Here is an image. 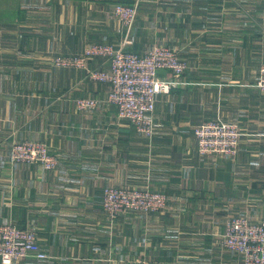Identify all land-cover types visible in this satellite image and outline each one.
Instances as JSON below:
<instances>
[{"label": "crops", "instance_id": "1", "mask_svg": "<svg viewBox=\"0 0 264 264\" xmlns=\"http://www.w3.org/2000/svg\"><path fill=\"white\" fill-rule=\"evenodd\" d=\"M118 3L138 5L128 51L164 43L189 64L157 97L152 138L104 102L109 83L48 62L117 45ZM263 63L264 0H0V224L33 229L48 255L13 264H244L221 239L232 217L264 218ZM95 66L109 69L105 58ZM84 96L103 103L79 110ZM213 118L240 126L237 153L199 154L194 128ZM16 140L45 143L57 168L14 162ZM108 186L164 192L167 206L113 218Z\"/></svg>", "mask_w": 264, "mask_h": 264}, {"label": "built area", "instance_id": "2", "mask_svg": "<svg viewBox=\"0 0 264 264\" xmlns=\"http://www.w3.org/2000/svg\"><path fill=\"white\" fill-rule=\"evenodd\" d=\"M115 14L127 27V33L120 45L95 44L87 57L65 61L67 65L74 60L83 59L81 67H89L90 56L105 57L109 69H93L90 79L110 85L104 100L117 108L118 118L135 126L147 138L155 133L154 111L157 97L169 93L182 83L189 66L175 49L158 44L147 53L128 51L133 44L132 31L138 15V7L133 4L118 3ZM59 61V60H58ZM168 71L172 77L162 79L159 71ZM259 86L264 89V65L260 69ZM103 103L92 97L81 98L76 106L81 110H95ZM239 133L236 124L225 122L222 118L205 121L195 129L198 152L201 155H232L239 147ZM12 160L16 162H39L48 170L56 169L58 159L48 146L40 141H23L13 144ZM167 197L159 192L140 188L108 186L103 191L102 206L111 217L129 210L157 213L167 206ZM221 244L227 250L239 254L244 264H264V218L252 221L248 217L235 216L227 220ZM30 255L45 259L48 255L41 249L37 234L33 229L21 228L14 224H0V259L4 264H13Z\"/></svg>", "mask_w": 264, "mask_h": 264}, {"label": "rangeland", "instance_id": "3", "mask_svg": "<svg viewBox=\"0 0 264 264\" xmlns=\"http://www.w3.org/2000/svg\"><path fill=\"white\" fill-rule=\"evenodd\" d=\"M133 5H137V4H133ZM137 7H138V5H137ZM116 15V14H115ZM116 17L118 18V20H120L119 19V17L116 15ZM137 17H138V15H137ZM121 21V20H120ZM136 21H137V19H136ZM122 22V21H121ZM135 24H136V22H135ZM123 27H124V30H125V32L127 33V27L123 24ZM124 35H125V33H124ZM124 37V36H123ZM120 43H121V41H119V43L117 44V46L118 45H120ZM95 44H104V43H95ZM95 44H91V45H88V46H86L85 48H84V50H83V52H81L80 54H63V53H57V54H55L54 56H51V58H50V60L48 61L49 63H50V65L53 67V68H57V69H63V71H66V70H85L86 71V78L87 79H89V80H91L90 79V77L89 76H91V74H90V72L93 70V69H104V68H101V67H98V66H95V67H90V64H91V61L94 59V58H105V57H102V56H90V60H89V67H87V66H84V67H81L80 65H79V63L80 62H82L83 61V59H79V60H74V64H72V65H67L66 63H65V61L66 60H68V59H73V58H83V57H87V55H88V52L90 51L91 52V48L93 47V45H95ZM105 44H107V43H105ZM159 44H163L164 46L166 45V44H164V43H159ZM115 45V44H114ZM157 44H155L154 46H156ZM167 47H170V46H168V45H166ZM170 48H172V47H170ZM179 48L180 47H173L172 49H175L178 53H180L179 51ZM179 56H181V54H179ZM106 59V58H105ZM59 60V61H58ZM187 61V60H186ZM189 65V64H188ZM264 65V63L263 64H261L260 65V67H259V70H258V76H257V82L254 84L259 90H261L262 92H264V89H262L258 84H259V80H260V77H261V73H260V69H261V67ZM92 81H94V80H92ZM95 82H97V81H95ZM88 96H84V97H79V98H77V100H76V103H77V101L78 100H80L81 98H87ZM79 109V108H78ZM79 110H81V109H79ZM83 111V110H82ZM208 120H210V119H208ZM208 120H204V121H202L200 124H198L197 126H195V128H194V135H195V129L199 126V125H202L205 121H208ZM225 122H227V123H231V124H235V123H232V122H228V121H226V120H224ZM237 125V130H238V133H239V144H240V141H241V137H242V135H243V132H242V129L240 128V126L238 125V124H236ZM24 141H29V140H24ZM34 141H36V140H34ZM18 142H23V141H21V140H16V141H14L13 143H12V146H13V144H15V143H18ZM197 146H198V143H197ZM239 148V147H238ZM238 148H237V151H238ZM237 151H236V153H237ZM200 154V153H199ZM14 162H16V161H14ZM16 163H23V164H34V163H38V164H40L39 162H33V163H26V162H16ZM43 166V165H42ZM126 188H137V189H141V190H147V191H150V192H159V193H162V194H164V192H161V191H157V190H152V189H149V188H146V187H139V186H128V187H126ZM165 196L167 197V195L165 194ZM167 200H168V197H167ZM127 212H138L139 214H148V213H146V212H144V211H141V210H129V211H127ZM127 212H125V213H127ZM121 214H124V213H120V214H118L117 216H119V215H121ZM149 214H153V213H149ZM117 216H115V217H113V218H116ZM244 217H246V216H244ZM7 224H12V223H7ZM15 225V224H14ZM18 226V225H17ZM18 227H21V228H29V227H22V226H18ZM31 229V228H30ZM222 245V244H221ZM224 248V247H223ZM224 249H226V248H224ZM232 252V251H231ZM242 261H243V259H242ZM244 263V262H243Z\"/></svg>", "mask_w": 264, "mask_h": 264}]
</instances>
